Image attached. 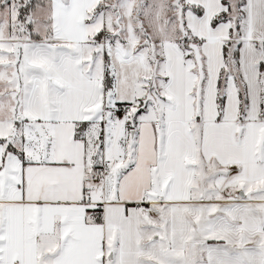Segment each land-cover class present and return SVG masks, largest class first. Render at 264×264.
<instances>
[{
    "label": "snow or ice",
    "instance_id": "obj_1",
    "mask_svg": "<svg viewBox=\"0 0 264 264\" xmlns=\"http://www.w3.org/2000/svg\"><path fill=\"white\" fill-rule=\"evenodd\" d=\"M0 264H264V0H0Z\"/></svg>",
    "mask_w": 264,
    "mask_h": 264
}]
</instances>
